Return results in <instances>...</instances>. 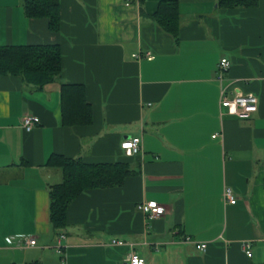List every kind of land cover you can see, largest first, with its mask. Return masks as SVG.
Here are the masks:
<instances>
[{"label":"crops","instance_id":"1","mask_svg":"<svg viewBox=\"0 0 264 264\" xmlns=\"http://www.w3.org/2000/svg\"><path fill=\"white\" fill-rule=\"evenodd\" d=\"M161 1L60 0L52 32L48 19L25 15L22 0H0V46L56 44L63 66L41 90L0 75V264H127L131 247L114 239L134 244L146 264H264V0H176L178 38L151 18ZM139 52L154 59L137 60ZM222 57L232 63L228 88L259 98L249 119L221 115ZM62 84L85 86L90 125H63ZM26 116L39 118L30 132ZM132 137L142 153L127 157L121 144ZM53 154L129 163L135 174L80 196L56 232L49 189L63 174L46 165ZM149 201L167 213L149 220L137 208ZM61 233L64 257L55 250ZM19 235L37 245L24 247Z\"/></svg>","mask_w":264,"mask_h":264},{"label":"trees","instance_id":"2","mask_svg":"<svg viewBox=\"0 0 264 264\" xmlns=\"http://www.w3.org/2000/svg\"><path fill=\"white\" fill-rule=\"evenodd\" d=\"M141 5L146 0H139ZM28 18H46L49 29L61 28L60 0H22ZM253 2V1H252ZM231 6L251 4L250 0H223ZM166 33L178 38L181 20L176 0L159 2L151 15ZM62 51L56 44L0 46V75L20 76L37 89L54 83L62 72ZM62 123L67 127L87 126L93 121V108L87 101L86 88L82 84H62L60 87ZM47 166L59 168L63 180L49 189V217L53 229L60 232L68 226V210L83 194L94 190L122 187L135 174L129 163H90L81 158H68L53 154ZM29 264H41L38 261Z\"/></svg>","mask_w":264,"mask_h":264},{"label":"built area","instance_id":"3","mask_svg":"<svg viewBox=\"0 0 264 264\" xmlns=\"http://www.w3.org/2000/svg\"><path fill=\"white\" fill-rule=\"evenodd\" d=\"M134 58L140 60L146 58L148 60L154 59V56L151 52H139L134 55ZM232 67L231 61L222 57L217 65V81L221 84V93H220V106L225 112H221V115L227 114L234 116L240 119H249L259 110V98L253 93H235L234 90H230L225 84L227 79V74L229 73ZM39 122V118L35 116H26L23 119V127L27 132L33 130V128ZM216 137V135L214 136ZM121 148L124 150L127 157H134L142 153V139L141 137H132L124 140L121 144ZM225 201L228 204H236L237 198L234 195L233 191L230 188L225 189L224 192ZM138 210L147 213L149 220H155L160 218L162 215L167 213V209L164 205L159 204L156 201L143 202L137 205ZM22 245L26 248L34 247L37 245V240L35 237L29 235H19L17 237ZM66 239V235L61 233L58 235L57 246L55 247L56 252L64 257L65 256V247L63 241ZM189 241L190 239H186ZM7 243L12 244L13 238H7ZM114 246L128 245L131 247V252L128 256L127 264H146L145 259L134 250V244L127 243L122 240L114 239L111 242ZM197 248L199 250L205 251L207 248L206 244H198ZM243 248L248 257L252 256L251 252V243L244 242Z\"/></svg>","mask_w":264,"mask_h":264},{"label":"rangeland","instance_id":"4","mask_svg":"<svg viewBox=\"0 0 264 264\" xmlns=\"http://www.w3.org/2000/svg\"><path fill=\"white\" fill-rule=\"evenodd\" d=\"M140 253L143 254L141 250H140Z\"/></svg>","mask_w":264,"mask_h":264}]
</instances>
